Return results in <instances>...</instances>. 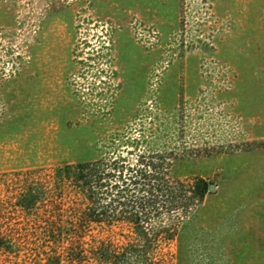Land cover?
Wrapping results in <instances>:
<instances>
[{"label": "rangeland", "instance_id": "obj_1", "mask_svg": "<svg viewBox=\"0 0 264 264\" xmlns=\"http://www.w3.org/2000/svg\"><path fill=\"white\" fill-rule=\"evenodd\" d=\"M141 156L215 184L169 264H264V0H0V264L59 250L46 227L85 201L58 167Z\"/></svg>", "mask_w": 264, "mask_h": 264}, {"label": "trees", "instance_id": "obj_2", "mask_svg": "<svg viewBox=\"0 0 264 264\" xmlns=\"http://www.w3.org/2000/svg\"><path fill=\"white\" fill-rule=\"evenodd\" d=\"M138 162L135 168L123 159L99 158L55 170L56 182L70 185L85 206L66 214L61 210L58 220L49 222L47 237L60 248L43 264H169L163 245L179 235L182 218L199 205L209 185L200 178L191 185L174 179L172 162L155 163L150 156ZM37 199L28 189L19 205L32 208ZM165 218L173 219L164 223ZM91 223L125 224L128 233L121 234L124 241L96 238ZM10 248L0 237V250Z\"/></svg>", "mask_w": 264, "mask_h": 264}, {"label": "water", "instance_id": "obj_3", "mask_svg": "<svg viewBox=\"0 0 264 264\" xmlns=\"http://www.w3.org/2000/svg\"><path fill=\"white\" fill-rule=\"evenodd\" d=\"M214 189H215V184H213V183L209 184L208 190L213 191Z\"/></svg>", "mask_w": 264, "mask_h": 264}]
</instances>
